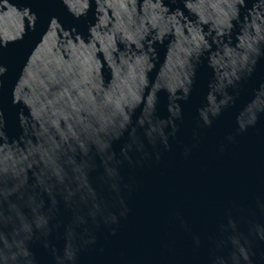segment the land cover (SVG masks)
<instances>
[{
	"label": "water",
	"instance_id": "1",
	"mask_svg": "<svg viewBox=\"0 0 264 264\" xmlns=\"http://www.w3.org/2000/svg\"><path fill=\"white\" fill-rule=\"evenodd\" d=\"M0 264H264V0H0Z\"/></svg>",
	"mask_w": 264,
	"mask_h": 264
}]
</instances>
